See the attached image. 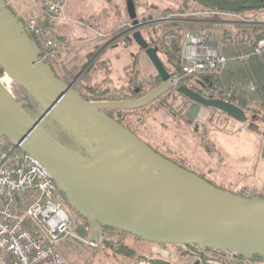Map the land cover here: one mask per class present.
I'll return each instance as SVG.
<instances>
[{
	"label": "water",
	"instance_id": "1",
	"mask_svg": "<svg viewBox=\"0 0 264 264\" xmlns=\"http://www.w3.org/2000/svg\"><path fill=\"white\" fill-rule=\"evenodd\" d=\"M221 13H239L249 0H192ZM127 11L140 26L136 6ZM163 85L146 97L127 102L86 100L44 62L42 51L24 23L0 0V68L41 107L34 118L0 82V135L40 162L53 176L68 204L92 226V241L107 227L150 244L196 246L264 260V198L247 199L221 189L162 156L109 111H135L159 100L174 87L155 41L130 31ZM196 92L186 85L176 93L192 102L190 122L213 125L217 116L247 122L246 112L218 97L212 87ZM53 120L74 140L70 148L43 126Z\"/></svg>",
	"mask_w": 264,
	"mask_h": 264
},
{
	"label": "rangeland",
	"instance_id": "2",
	"mask_svg": "<svg viewBox=\"0 0 264 264\" xmlns=\"http://www.w3.org/2000/svg\"><path fill=\"white\" fill-rule=\"evenodd\" d=\"M12 1L10 8L15 14H18V7L27 13V15L19 13L22 15L23 20L26 21L32 18L42 20L40 13L32 9L29 0ZM128 1L130 0H74V6L68 10V21H57L60 25L66 24L70 31H73L72 37H67L66 33L64 34L65 37L59 36V34L57 35L50 30L47 31L52 38L63 40L66 44V49H69L66 50L63 60L68 52L76 55L74 56L75 60L70 65L64 66L62 64V52L59 59L51 66L55 67L61 80L67 84H72L74 90L80 94L83 92L89 94L88 87L96 83L101 84L107 79L106 74L109 70L113 71L117 77L116 82L112 84L113 86L120 87L127 82L128 79L124 72L132 68L134 64H130V68L125 69L129 62L126 58L121 59L119 57L120 55H130V52L138 49L133 41L130 43L128 40L129 38L131 39V36L127 35L128 31L135 27L128 15ZM132 1H134L136 6L137 19L141 25H144V28H141L142 33L145 37H154L155 41H157L156 36L144 33L146 29L182 25L183 35L191 32L206 35L215 41L210 34L219 38L222 32L229 27H237V25H244V23H250L252 26H264V11L254 10L237 14L213 15L192 0ZM78 24L85 28H81ZM98 25H101V28ZM95 28L102 29L106 37H99V33L96 32L97 29ZM103 38H105V43L114 41L113 39L116 38H121V40L116 52L119 55L116 56L118 59L112 61V64L110 63L104 69L102 77L98 78L99 72L95 73L93 71L94 67L99 63V60L94 62L96 57L94 45L98 44L97 41ZM160 55L163 62L169 65L166 56L162 53ZM129 57L134 62V55ZM131 59L130 63H132ZM138 61L135 70L140 71L142 79L147 80L150 77H154L144 89L146 91L150 90L149 93H151L153 90L149 85L154 83L153 81L157 76L156 69L145 53L140 54ZM5 77V74L0 75L1 81H4L3 83L6 85L8 82L3 79ZM8 85H11L9 90L12 96L34 118H39L42 110L35 100L13 80ZM162 85L163 83L160 86ZM173 97V93L167 94L162 99L150 104L147 109L135 112V116L131 117L130 115L132 114H128L129 118L126 119V124L132 130H135L141 140L150 144L161 155L171 158L194 174L203 175L213 185L230 189L235 191V193H239L244 189L257 190L264 193V114L258 118L249 117L250 119L247 122H235L232 119L228 118L227 120L217 116L213 121L212 130L209 126V133L212 132L213 135L208 140H200L197 136L198 132L191 131V125L187 126L185 121L182 123L178 120L179 116L189 118L186 115V108H181L179 102L177 104H169V102H172ZM136 117H141L143 121L141 122L140 119L136 120ZM43 126L68 147L74 149L79 147L53 118H47L43 122ZM4 142L12 146L5 139ZM71 213L77 225H79L81 218H79L73 208ZM124 241L137 255L159 259L158 251H155V245L141 241L131 235H125ZM61 246L63 250L61 253L70 264L130 263L129 259L115 256L113 252L104 250L103 247H98L94 250L79 244L75 240H66ZM183 261L185 259L176 264H183ZM185 263L191 264L192 259H187Z\"/></svg>",
	"mask_w": 264,
	"mask_h": 264
},
{
	"label": "built area",
	"instance_id": "3",
	"mask_svg": "<svg viewBox=\"0 0 264 264\" xmlns=\"http://www.w3.org/2000/svg\"><path fill=\"white\" fill-rule=\"evenodd\" d=\"M5 2L10 8L13 1ZM29 2L32 9L44 18L68 21L69 0ZM207 11L213 15L234 14ZM17 16L23 20L22 15ZM24 22L42 47L44 62L53 64L57 61L66 44L44 31L46 21L32 18ZM182 45V65L187 76L202 77L221 72L227 63L220 47L206 35L187 32ZM254 48L256 54H262L264 39L255 42ZM180 81V78H173V86H178ZM253 90V87L249 88V91ZM214 94L229 101L228 95L221 96L219 90H215ZM4 139L0 135V264H70L60 249L66 240H80L70 207L50 172L33 157L13 145L5 144ZM244 197L251 199L253 192L246 191ZM86 243L92 248L98 247L92 240ZM155 246L158 258L162 261L176 264L185 259L183 264H186L187 259H192L191 264L201 263L197 247L163 244ZM129 264L154 263L151 260L135 258ZM208 264H264V260L250 261L233 252L215 251L208 258Z\"/></svg>",
	"mask_w": 264,
	"mask_h": 264
},
{
	"label": "trees",
	"instance_id": "4",
	"mask_svg": "<svg viewBox=\"0 0 264 264\" xmlns=\"http://www.w3.org/2000/svg\"><path fill=\"white\" fill-rule=\"evenodd\" d=\"M248 4L249 6L254 7L253 10L248 8L239 13H245L246 11L254 10L264 11V0H249ZM46 21H49V19L46 18ZM43 28L44 31L47 32L46 25L43 26ZM151 28L146 29L144 33H147L151 36H156L157 41L155 42V45L159 46L160 53L166 56L169 65L165 64V62L163 63L168 72L171 73L172 78H180V84L184 82L186 83L195 78V76L187 77L183 70L182 44L184 35L182 32V25ZM158 33L163 35H159ZM29 35L32 40L37 42L42 51V47L38 43L37 38L30 32ZM210 35L214 38L215 44L220 47L222 55L227 59V63L225 64L221 72H214L199 78L206 81L207 85L212 87L213 90L221 91V96L228 95L229 101L245 111L248 117L258 118L259 116L263 115L264 52L260 55L256 54L254 43L264 39V26H250L246 24L240 26L237 25V27L235 26L226 28L219 38H216L213 34ZM128 40L131 41L130 38ZM142 53H144V51L140 50L139 54ZM134 58V66L131 68L130 73H128L131 74L128 85L124 87H115L112 85L113 81L111 77H107V79L101 84L96 83L95 85L88 87V91L90 92L89 94H85L83 92L81 93V95L86 100L95 102H127L140 100L141 98L146 97L150 90L146 91L144 89L148 86V83L152 81L154 77H150L147 80L142 79V77L140 76V71L135 70V66L138 65V58H140V55H134ZM102 63L103 62H99L98 65L94 67L93 71L95 73L101 71L99 66H101ZM53 70L57 74L54 66ZM108 72L111 73L110 70ZM3 74L4 71L0 68V75ZM153 82L154 83L149 85L152 87L151 89L153 91L158 89L161 83H163L159 76H156ZM250 87H253L254 90L249 91ZM138 89L140 90V93H137ZM128 112L131 113L130 111ZM140 121L142 122L143 119H140ZM148 145L150 146V144ZM150 147L153 149L152 146ZM154 150L159 153V151H157L156 149ZM168 159L175 162L171 158ZM175 163L178 164L177 162ZM246 191L247 189H244L243 191L235 194L243 195ZM253 196L254 198H264V193L258 192L256 190L254 191ZM79 218H81V223L77 225V235L82 241L78 240L76 242L95 250L96 248H92L86 243L91 241L92 226L90 222L86 221L81 216H79ZM125 235L129 234L107 227L101 228L100 242L98 244V247H103L104 250L113 252L115 256L125 257L130 261L135 258H143L151 260L154 264H173L170 262L162 261L160 259L137 255V253L125 243ZM60 249L61 251H63L62 246ZM196 250L201 259L200 264H208V258L211 255L215 254V251L204 248H196ZM255 259L258 260L259 258Z\"/></svg>",
	"mask_w": 264,
	"mask_h": 264
},
{
	"label": "crops",
	"instance_id": "5",
	"mask_svg": "<svg viewBox=\"0 0 264 264\" xmlns=\"http://www.w3.org/2000/svg\"><path fill=\"white\" fill-rule=\"evenodd\" d=\"M73 6H74V0H69V6H68V9H67V14H68L69 8H72ZM17 12H18V14L19 13H22L23 15H25V14L27 15V13L25 11H23L22 9H19V7H18ZM79 21H81V20H79ZM78 25H80L81 28H85L84 26H81V24H78ZM98 26H100V28H101V25H98ZM66 27H67L66 24L60 25V23H58L55 20H49V21H47V24H46V30L47 31H49V30L51 32L53 31L57 35L59 34V36H65L64 34L66 33L67 34L66 36L70 38L73 35V31H70V28L69 27L66 28ZM95 29H97V28H95ZM90 31H92V33L95 34V32H93V30L90 29ZM96 32L99 33V37H106V35H105V33H103L102 29H99L98 28L96 30ZM77 33L81 34L80 32H77ZM100 35H102V36H100ZM113 40L114 41L106 42L105 43L104 42L105 41V38H103V39H100V40L97 41L98 44L94 45L95 46V54H96V57L94 59V62H96L97 60H99V62H103L101 64V66H99V68L101 69V71L99 72V75L97 76L98 78L102 77V74H103L104 69H106L110 63L112 64V61H114L115 59H118V57H116V56H119V55H117L116 52H117V49H118V45L120 44L119 42H120L121 38H116V39H113ZM61 41H63V40H61ZM114 45H116V46L113 47ZM66 50H69V49L68 48L67 49L64 48L62 50L63 53L61 52L62 53V62H63L62 64L64 66L65 65L66 66L70 65L75 60L74 56H76L73 53L68 52L66 54V57H64V60H63V56L65 55ZM139 53H140V49L138 48V49H136V51L130 52V55H120L119 58H121V59H125L126 58L127 61L129 62V64H127V66L125 67V69H129L130 68V64H134L133 59H131L129 56H132V55H135V54L140 55ZM130 59L132 60V63H130ZM104 63H106V64H104ZM130 71H131V68L129 70H126V72H124L125 75L127 76V79L128 80H127V82L125 84L121 85L120 87H124V86H126V85L129 84V81H130V78H131V74H128V73H130ZM106 75H107V77H111L112 78L113 83L116 82V78L117 77L115 76V74L113 73V71L111 73L108 72ZM94 82H96V81L94 80ZM201 125H203V124H201ZM203 126H205V125H203ZM209 126H210V128L212 130V125H209ZM209 126L207 127V130H206L207 132L206 131L201 132L200 130L197 131L198 132L197 136L200 138V140H203V139H207L208 140V138L213 135L212 132L209 133ZM191 128H192L191 131L196 133V129H194L193 127H191ZM201 177L205 178L203 175ZM221 189H224V190L230 191L232 193H235V191H232V190L227 189V188H221ZM263 191H264V189H263Z\"/></svg>",
	"mask_w": 264,
	"mask_h": 264
},
{
	"label": "flooded vegetation",
	"instance_id": "6",
	"mask_svg": "<svg viewBox=\"0 0 264 264\" xmlns=\"http://www.w3.org/2000/svg\"><path fill=\"white\" fill-rule=\"evenodd\" d=\"M248 6H249V4H248ZM140 28V27H139ZM143 28V27H142ZM146 39L148 40V41H150V40H154V37H149V36H147L146 37ZM155 41V40H154ZM156 42V41H155ZM156 45H155V43L154 44H151V47H155ZM159 47V46H158ZM159 56H160V58H161V55H160V53H159ZM171 74V73H170ZM158 76V75H157ZM183 85H186V86H188V87H190L191 89H193L194 91H196V92H200V93H204L205 91H203L201 88H200V86L199 85H205L206 86V88H209L210 86H208L207 85V83H206V81H204V80H201L200 78H197V77H195V78H193L192 80H190V81H188V82H184V83H182ZM161 87V86H160ZM207 91H209L208 89H206ZM137 93H140V90L138 89L137 90ZM174 94V97H173V99H172V102H169V104L171 105V104H177L178 102L181 104L180 106H181V108H183V109H185L186 108V110H187V108H189V106H191V104H192V102L190 101V100H188L187 98H185V97H182L181 95H179V94H177L176 93V87L171 91V92H169V93H167V94ZM214 92L213 91H209V95L210 96H212V97H214L215 95L213 94ZM150 94V93H149ZM166 94V95H167ZM165 96V95H164ZM163 96V97H164ZM163 97H161L160 99H162ZM144 98V97H143ZM177 98H178V100H177ZM142 99V98H141ZM136 101V100H135ZM161 103H163V102H161ZM152 104V103H151ZM150 105V104H149ZM148 105V106H149ZM148 106H146V108L144 107V108H142V109H139V110H143V109H147L148 108ZM139 110H135V112H139ZM128 111H109L108 112V114L112 117V118H114L117 122H119V123H121V124H123L124 126H126V127H128L134 134H136L139 138H140V136L135 132V130H132V128L128 125V124H126V119L127 118H129V115L128 114H132V115H130L131 117L132 116H135L136 114H135V112H132V111H130L131 113H127ZM187 112V111H186ZM218 117H223V118H225V119H227L228 120V117L227 116H225V115H220V116H218ZM137 119H141V117H139V118H137L136 117V120ZM178 120L179 121H181L182 123H183V121H185V123L187 124V126H190L191 125V127H193L194 129H196V127H197V124L196 123H191L190 122V120L189 119H187V118H184L183 116H179V118H178ZM183 125H185V124H183ZM194 125V126H193ZM199 128V130L201 131V132H203V131H206L207 130V127H208V125L207 126H203V125H201L200 124V126H198ZM207 132V131H206ZM205 132V133H206Z\"/></svg>",
	"mask_w": 264,
	"mask_h": 264
},
{
	"label": "bare ground",
	"instance_id": "7",
	"mask_svg": "<svg viewBox=\"0 0 264 264\" xmlns=\"http://www.w3.org/2000/svg\"><path fill=\"white\" fill-rule=\"evenodd\" d=\"M187 77H191V76H187ZM4 80H6V82H8V83H6V85L1 81V79H0V82H1V84L6 88V90L9 92V88L11 87V85H8L9 84V82H11V79L8 77V76H6L5 78H3ZM2 79V80H3Z\"/></svg>",
	"mask_w": 264,
	"mask_h": 264
}]
</instances>
